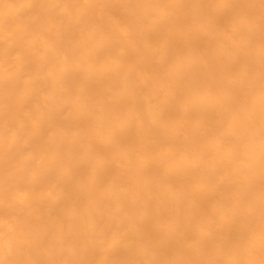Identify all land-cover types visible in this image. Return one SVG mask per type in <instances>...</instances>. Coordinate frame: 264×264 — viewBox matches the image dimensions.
<instances>
[{"label":"bare ground","instance_id":"6f19581e","mask_svg":"<svg viewBox=\"0 0 264 264\" xmlns=\"http://www.w3.org/2000/svg\"><path fill=\"white\" fill-rule=\"evenodd\" d=\"M0 264H264V0H0Z\"/></svg>","mask_w":264,"mask_h":264}]
</instances>
